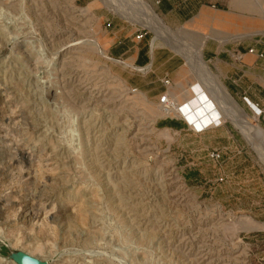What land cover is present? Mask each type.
I'll use <instances>...</instances> for the list:
<instances>
[{"label":"rangeland","instance_id":"rangeland-1","mask_svg":"<svg viewBox=\"0 0 264 264\" xmlns=\"http://www.w3.org/2000/svg\"><path fill=\"white\" fill-rule=\"evenodd\" d=\"M142 1L159 26L137 0H0V264L19 251L49 264H264V81L235 96L201 56L264 45L262 6L253 19L237 4L255 0H221L236 18L173 27L159 0ZM104 12L181 57L169 86L106 55ZM254 20L258 34L238 40ZM166 91L183 102L170 114Z\"/></svg>","mask_w":264,"mask_h":264},{"label":"crops","instance_id":"crops-1","mask_svg":"<svg viewBox=\"0 0 264 264\" xmlns=\"http://www.w3.org/2000/svg\"><path fill=\"white\" fill-rule=\"evenodd\" d=\"M219 1L221 0H159L157 2V11L173 27L192 24L195 19L203 22L208 19L210 13L214 12L217 14L228 13L227 15L231 18H236V14L233 12L229 13L227 7H222ZM257 1L262 6V8H259L260 11L264 13V0H255L252 5H247L243 8L240 1H238L237 5L239 10L249 13V18L255 19L253 16L258 12ZM233 7L235 6L233 5ZM99 17L103 19V22H109V27H106L100 42L110 59L120 62L128 68L146 71L143 76H150L149 74L152 73L155 75L156 80L160 82L166 79L170 81L176 79L183 68L182 59L178 54L168 53L164 48H155V41L153 40L150 43L146 40V36L142 40H137L138 28L127 25L121 17L108 12L102 13ZM161 21L163 22L162 19ZM254 21V23L258 22V20L257 22L256 20ZM258 27L262 26L257 23L255 27L257 30L251 34L240 35L237 39L243 40L255 36L258 34ZM208 38L209 36H205L201 43L205 45ZM250 50H254V53H251ZM236 52L241 55L239 62L233 58V56L237 55ZM203 54L212 69L219 75V80H222L227 89L235 96L244 95L245 98H249L247 95L250 93L251 88L248 87L246 89L245 85L250 81L256 82L257 77L264 81V45L252 46L248 44L247 46H238L237 49L231 50L225 47L219 49L218 46L216 48L206 46L201 56ZM260 54H263V57H260ZM204 57L202 58L204 59ZM180 104H183V102H179ZM250 104L260 107V104H255L252 101H250ZM183 106L180 107L181 110H184ZM168 123H170L171 128L180 126V122L177 121H169ZM166 130L169 129L167 128Z\"/></svg>","mask_w":264,"mask_h":264},{"label":"bare ground","instance_id":"bare-ground-1","mask_svg":"<svg viewBox=\"0 0 264 264\" xmlns=\"http://www.w3.org/2000/svg\"><path fill=\"white\" fill-rule=\"evenodd\" d=\"M137 4L138 5H140V7L142 8V9H144V10H146L147 12H148V14L150 15V17L152 18V20L153 21H155V22H157L156 24H158L159 23V21H158V19L156 18V16L152 13V11H150L149 9H148V7H147V5L142 1V0H137ZM143 14V13H142ZM150 18V19H151ZM151 24V23H150ZM158 26H159V24H158ZM201 67H202V70L206 73V75H207V77H209V79L211 78V80H212V77H210V70H209V68L206 66V64H205V62H202V65H201ZM213 86V85H212ZM213 89H215L217 92L215 93L216 95H218L219 94V97L220 96H222V100H223V103L224 104H226L227 106H228V109H232V110H234V121L236 122V123H238V125L243 129V132H244V134H245V136L247 137V135L249 134V133H252V131L253 132H256V129H253V128H250V124L248 123V116L244 113V111L243 110H241V108H238V106H236L237 104H236V102L234 101V99L230 96V94L227 92V91H225L223 88H219V91H218V89L216 88V86L214 85L213 86ZM228 94H227V93ZM221 93V94H220ZM230 97H229V96ZM170 96H171V94H170ZM171 99L173 100V103H174V106L173 107H171L170 109H167L166 110V113H168V114H170L171 112H175L178 108H179V102L177 101V99H173V97L171 96ZM256 109H258L259 110V113H258V115H261L263 112H262V109L260 108V107H258L257 105H256ZM160 111H163V112H165V108H164V106H160ZM206 112H208L207 113V115L205 116V117H202V116H204L205 115V113ZM211 112L212 111H209V110H206L204 113H203V115L201 116L202 117V119L201 120H203L204 118H208V117H210L211 119H212V121H211V123H210V125H212V124H215L216 122L218 123L219 122V120H221L222 118L221 117H219V118H213V116H211ZM241 123L244 125V126H242L241 125ZM209 126V125H208ZM248 133V134H247ZM258 133H260V132H258Z\"/></svg>","mask_w":264,"mask_h":264},{"label":"built area","instance_id":"built-area-1","mask_svg":"<svg viewBox=\"0 0 264 264\" xmlns=\"http://www.w3.org/2000/svg\"><path fill=\"white\" fill-rule=\"evenodd\" d=\"M137 32H138L136 35L137 40H142L146 36V34L141 29H138ZM250 52L254 53V50H250ZM260 57H263V54H260ZM163 83L165 84V86H169L170 80L166 79L163 81ZM160 104L164 106L165 109H170L171 107L174 106L173 100L171 99V96L168 91H166L160 97ZM211 156L213 159H216V160L221 158V155L218 152H213Z\"/></svg>","mask_w":264,"mask_h":264},{"label":"water","instance_id":"water-1","mask_svg":"<svg viewBox=\"0 0 264 264\" xmlns=\"http://www.w3.org/2000/svg\"><path fill=\"white\" fill-rule=\"evenodd\" d=\"M9 256L10 259L16 264H49L48 261L33 257L22 251L10 252Z\"/></svg>","mask_w":264,"mask_h":264},{"label":"trees","instance_id":"trees-1","mask_svg":"<svg viewBox=\"0 0 264 264\" xmlns=\"http://www.w3.org/2000/svg\"><path fill=\"white\" fill-rule=\"evenodd\" d=\"M170 123H166V125L169 127L170 125H169Z\"/></svg>","mask_w":264,"mask_h":264}]
</instances>
